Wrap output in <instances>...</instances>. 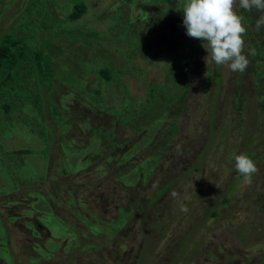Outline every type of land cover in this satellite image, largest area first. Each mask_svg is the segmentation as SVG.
<instances>
[{"label":"rangeland","instance_id":"1","mask_svg":"<svg viewBox=\"0 0 264 264\" xmlns=\"http://www.w3.org/2000/svg\"><path fill=\"white\" fill-rule=\"evenodd\" d=\"M79 1L86 13L71 22L66 18L76 0H39L42 6L38 0H0V44L30 43L26 57L30 69L24 71L38 68L35 54H44L40 67L44 70L49 68V51L64 53L58 62L61 74L45 76L40 84L36 72H25L26 84L21 67H13L9 77L0 70V213L9 215L10 210L21 215L19 223L9 224L8 229L14 263L264 264V213H259L264 212V200L257 201L260 194L264 196V107L250 74L239 78L237 72L220 66L214 71L218 81L207 82L211 63L207 66L204 60L208 53L203 41L186 35L184 0ZM32 5L34 9H29ZM235 11L246 29L249 19L255 25L261 15L242 11L238 4ZM46 12L59 19L57 27L70 32L52 29L45 21ZM37 17L40 20L32 22ZM130 27L135 35L129 33ZM246 46L245 41L243 52ZM152 50L151 59L144 56ZM193 53L187 84L175 75L167 80L170 69L165 57L186 60ZM130 56L145 58L137 68L147 71L145 85L139 82L142 72L130 66ZM67 59L81 61L79 76L73 75L72 66L66 67ZM104 67L112 77L119 72L117 82L106 83L98 75ZM148 89L153 93L151 102ZM96 91L103 97L97 110L110 115H117L124 98L132 97L126 105L132 113L126 120L125 109L119 120L112 117L100 123L105 133H99L106 141L112 134L115 141L103 159L98 155L106 150L99 148L101 139L87 133L81 120L84 105L79 102L82 98L95 102ZM259 91L264 93L262 85ZM137 97L142 112L135 108ZM174 119L176 128L169 136ZM128 121H134L132 126ZM63 137L69 141L61 142ZM151 137L160 139L155 147L146 146ZM251 151L256 153L259 171L251 183H245L235 170L234 157ZM151 152L159 155L158 160L139 168L150 175L132 172ZM62 154L81 175L75 179L78 174H73L74 182L70 177L64 178L69 182L60 179L61 172H56L64 165ZM185 159L184 164L176 163ZM110 162L116 176L129 184L88 174ZM37 179L46 181L36 184ZM29 181L32 185H23ZM53 184H57L54 189ZM59 185L64 187L62 194ZM70 185L79 186L72 190L80 201L76 205L70 203ZM20 187L25 197L32 189H39L47 199L54 197L49 201L54 213H45L49 207L37 200L32 205L35 213L28 217H47L39 219L45 226L19 227L27 221L25 213H14L3 196ZM56 217L70 227L64 228ZM51 241L59 244L57 250L50 251Z\"/></svg>","mask_w":264,"mask_h":264},{"label":"trees","instance_id":"2","mask_svg":"<svg viewBox=\"0 0 264 264\" xmlns=\"http://www.w3.org/2000/svg\"><path fill=\"white\" fill-rule=\"evenodd\" d=\"M38 2H39V0H38ZM34 5L28 6V8L34 9ZM39 5L42 6L43 3L39 2ZM242 11H244V10L242 9ZM46 13H47V16L45 18V21L49 22V25L52 29L56 28V30H55L56 32H59V29H60L61 33H63V34H67L70 32L69 29L57 27L56 23H59V19L57 17H54L55 19L53 20L51 18V15L49 14V12H46ZM85 13H86L85 5L81 1L76 0V4L74 5L69 16L67 15L66 20L68 19L71 22H75ZM135 19L138 20L139 17L135 18ZM39 20H40V18L37 17L32 22H36ZM41 25L43 28H46L44 25V22H42ZM246 26L248 27L247 34L243 38L246 41L247 46H246V50L243 52V54H247V57H249L250 65L248 66V68L244 72H242V73L237 72L236 74L239 78H241V77L245 78L246 74H250L249 77L251 76L250 77L251 83L254 85V87H256L258 94H259V97H260V103H262V106L264 107V93L262 91H259V87L261 85L263 86V90H264V27H262V29L259 32L255 31V25L253 24V19H249V22ZM133 32H135V29L133 27H130L129 33H132V35H135L136 33H133ZM113 44L115 45L116 43L113 42ZM29 47H30V43L25 42V40H23L22 44L20 42H14L11 44V47H8L6 45V41H4L2 44H0V70H2V71L5 70L7 72V74H10V75H8V77H9V76H11V72L13 71V69H12L13 67H19V68L21 67V69L23 71L25 69L26 70L30 69V66H26V63L29 62V58L26 59V57H28V55H29V49H28ZM191 47L193 49L192 45H191ZM36 48H38V47H36V45H34L33 50H35ZM253 49L255 50V54L249 55L250 50H253ZM153 50L144 56H146L148 58L150 57V59H151L152 55H153L152 52H154ZM62 55H64L63 52L57 53L56 50L49 51V55L46 59L47 60L46 62L49 65V68H45L43 70L40 67H41V62H42V58L44 57V54H39V53L35 54V56L33 58L37 61L38 68H35L33 70H30V71H24L25 75L23 76V81L26 83V73L25 72H29L30 74H33L36 72L40 80L38 81L35 77L33 78V80L34 81L37 80L38 84L42 83L45 76L52 78L56 74H61V72L59 71L58 62L62 58ZM130 57H131V60H133L132 63L130 64V66H132V68L136 72H138V73L142 72L140 70H137V68L140 69V62L142 60H145V58L142 57V60H138L137 58H133L132 56H130ZM179 57L180 56L165 57L168 60L172 59V62H168L166 59L164 60V62L166 64H168L167 68L170 69V74L167 77L166 76L165 77L167 78V80H169L170 75H175L177 78L180 79L181 82L184 83V85H186L189 78H190L189 73H190L191 65L193 64L194 53L192 55H189V58L186 60H179ZM25 59H26V61L24 62V64H22V62ZM74 63L75 62L74 61L72 62L71 59H67L65 64H66V67L72 66L73 75L77 74V76H79V71L81 68V61H78L75 64ZM210 63L211 64H210V70L208 71V75H207V82L212 84L214 78L216 81H218V79H219L214 74V71L218 67L214 64V62H213V64H212V62H210ZM138 73H136V74H138ZM142 74H143V77L139 80V82L141 84L145 85L147 71L142 72ZM98 75H100V77L102 79H104L106 81V83L111 81V79H114L117 82L118 78H119V72H116L115 77H112L110 75L109 71L105 67L99 71ZM63 76L64 75H62V77ZM65 79L69 80L67 76L65 77ZM72 79L74 81H76L75 80L76 77H73ZM160 80H161V78L157 81L160 82ZM161 86H162V84H161ZM161 86H157V88H160ZM241 91H242V89H241ZM96 93H97L96 94L97 97L94 99L95 102L88 101L84 98H82L83 100H80L79 102L84 105L82 107L83 117L81 118V120H84V122H86L85 125H87L86 129L88 130L87 133H90V134L98 137L99 139H101L100 140L101 145L99 148L102 150H106V151H103L101 154L98 155V158L103 159V157H106L107 154L111 151V148H113V145L115 143V141L112 140V134H108V135H110L111 140L106 141V139H104V136H103V134L105 133L104 126H103L104 122L107 118H112V117L113 118L115 117V119L119 120L120 117L122 116L124 110L127 108L126 105L129 104L132 97L131 96L125 97L123 102L119 105V107H120L119 113L117 115H110V114L102 113L99 110H97V107L101 106V103H99V101L101 99H103V97L100 95L99 91H96ZM132 94H133V92H132ZM147 95H148V97H150L149 101L151 102V100L153 99V93H152L151 89L147 90ZM238 96H239V98H242L244 96L243 92L241 95H238ZM154 100H155V97H154ZM137 102H138V105L135 108L138 109L140 112H142L141 102L139 101V97H137ZM94 103H96L97 106ZM143 107H145V106L142 105V108ZM57 111L59 114H61V112L59 110H57ZM55 112H56V110H55ZM125 112H126V114H123L124 120H126L127 117L130 116L132 113L131 111H129L127 109L125 110ZM85 114H87V115H85ZM89 114H90V116H89ZM79 115H81V114H79ZM89 118H90V120L87 121ZM133 122L134 121H132V122L128 121V123H130L131 126H132ZM164 122H165V120L162 123L163 125H164ZM100 123H102L103 125H100ZM80 124H83V122H81ZM99 125H100V127H99ZM169 125H170L169 136H171L173 134V129L176 128V119H174ZM132 129H134L138 132L141 131V128H139V127H134ZM100 130H102V132H103L102 135L99 133ZM143 130L148 132V127H145ZM147 136H148V133H147L146 137ZM50 138H55V137L50 136ZM153 138L154 137H151L149 139V142L146 144V146L148 144H152V147H155L156 145H158V143H159L158 141H160V139H156L155 141H153ZM63 139L65 141H69V139H67L66 137H63V138H61V142L63 141ZM168 141L169 140H167V143H168ZM107 148H110V149H107ZM143 148H145V147H143ZM61 150H62V148H61ZM62 155L65 157V161H63L64 165H61L63 167L60 168L59 170H57L56 172L57 173L61 172L60 173V179H63L64 181L69 182V180H65L64 178L70 177L74 182L73 174H75V175L78 174L77 177H75V179L80 178L81 175L79 173H74V170L70 167V165L68 163L67 157L64 154H62ZM153 155H154V158L151 157ZM254 155H256V153L253 151L247 153V156L249 158H251L253 161H255L253 158ZM260 157H261V155L258 157V159ZM155 158H157V160H158L159 155H156L153 152L149 153L145 158L141 159V161L139 162L138 165L134 166V169L132 170V172H134L135 170H138L139 174L141 176L150 175L151 172L150 173L146 172L145 174L141 173V170L139 168L143 167L142 165H144L149 160H152ZM95 159H96L95 156L91 157V160H95ZM106 161L107 162L111 161L110 157H108L106 159ZM113 164L114 163L110 162L108 164L98 166V168L96 169L95 172L88 173V174L90 175V174L95 173L96 175L99 174L103 177L107 176V178H109V179H113V177H114L115 179H117L121 182L129 184L130 181H126L124 179H123L124 181H122L120 177L116 176V171H115V167L113 166ZM53 165H55V163L52 164L51 168H53ZM107 173H109V174H107ZM51 177L57 178L56 176H51ZM94 178H97V177H94ZM84 179H85V177H84ZM45 181H46L45 179H37L35 183L36 184L37 183L38 184H44ZM97 183H99V180L96 182V184ZM23 185L29 186L32 184H31V181H29V183H27V184L23 183ZM55 186H57V184H53L52 188L54 189ZM59 186L60 187H59L58 192H59V194H62L64 187L62 185H59ZM70 186L72 189L67 191V193L72 196L70 199V203L72 205H76L80 201L78 200V202H77V199L73 196L72 190L78 191L79 186L78 185H77V187L74 185H70ZM21 188L22 187L15 188L14 190H11L8 193H4L5 195L3 194L4 195L3 197L7 198L6 201L13 208L14 213H25V217H27L26 218L27 221H24L21 226L19 225V227H21V228L27 227V228H32L34 230V228L39 227L38 226L39 224H42L39 219L41 218V219L45 220V218H47V217H45V218L39 217L38 219L36 218V220H29L28 217L32 213H35L34 212L35 210L32 209V205H34V203L37 200L43 201L46 203V205L44 207H46V208L49 207L48 209L45 210L46 211L45 213H49V214L54 213V211L52 210V207L49 203V201L54 200V197L52 195H48V196H51L52 199L51 198L47 199V197L39 189H36V190L32 189L30 191H26L28 196L25 197V194L23 192H21V191H23V190H21ZM9 193H11V194H9ZM257 199H258L257 200L258 203L262 204V201L264 200V196H261V194H260ZM226 203H227V200H226ZM24 204H26V205H24ZM9 209L10 208H8L7 210H9ZM8 213H9V215H4L3 213H0V264H15L14 263V255L11 252L10 246L8 243V233H9L8 229L10 227L9 224H11L12 226H15L16 224L19 223L17 221H18V219H20L19 217L21 215L13 214L10 212V210ZM74 213H80V211L75 210ZM259 213H264V212H259ZM213 214L215 215V213H213ZM56 218L60 221V223L62 224V226L64 228L70 227L69 225L65 224L64 221L61 220L59 217H56ZM42 225H44V224H42ZM36 234L38 235V233H36ZM50 248H51L50 251L57 250L59 248V244L57 245V243L52 242V245L50 246ZM46 254H48L50 257H52L49 253L46 252ZM31 260L33 261L32 258H31ZM17 264H18V262H17ZM19 264H24V263H19Z\"/></svg>","mask_w":264,"mask_h":264},{"label":"clouds","instance_id":"3","mask_svg":"<svg viewBox=\"0 0 264 264\" xmlns=\"http://www.w3.org/2000/svg\"><path fill=\"white\" fill-rule=\"evenodd\" d=\"M237 4L247 12L261 13L255 23V31L259 32L264 27V0H184L183 26L188 37L203 41L202 46L208 53L204 57L207 66L214 62L217 67L242 73L250 61L243 54V36L247 29L242 23L243 17L235 11ZM254 54L255 50H250L249 55ZM234 159L236 172L245 183H251L252 176L259 171L256 163L245 154L235 155ZM171 195L176 197L177 193Z\"/></svg>","mask_w":264,"mask_h":264},{"label":"flooded vegetation","instance_id":"4","mask_svg":"<svg viewBox=\"0 0 264 264\" xmlns=\"http://www.w3.org/2000/svg\"><path fill=\"white\" fill-rule=\"evenodd\" d=\"M21 161H22V159H19L18 163L21 162ZM180 161H181L182 164L187 162V160L185 159V160H177L176 163L180 162Z\"/></svg>","mask_w":264,"mask_h":264}]
</instances>
